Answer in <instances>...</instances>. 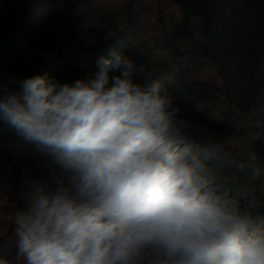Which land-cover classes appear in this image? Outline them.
I'll return each mask as SVG.
<instances>
[{"label": "clouds", "instance_id": "obj_1", "mask_svg": "<svg viewBox=\"0 0 264 264\" xmlns=\"http://www.w3.org/2000/svg\"><path fill=\"white\" fill-rule=\"evenodd\" d=\"M97 64L71 83L43 73L16 91L0 87V123L65 173L52 190L34 183L15 214L17 255L26 264H142L148 255L264 264V228L214 183L161 83L138 82L143 67L119 52Z\"/></svg>", "mask_w": 264, "mask_h": 264}, {"label": "trees", "instance_id": "obj_2", "mask_svg": "<svg viewBox=\"0 0 264 264\" xmlns=\"http://www.w3.org/2000/svg\"><path fill=\"white\" fill-rule=\"evenodd\" d=\"M130 2V10L133 7ZM183 13L203 18L209 32L203 42L204 55L218 64L225 82V95L242 114L258 113L260 125L264 131V1L263 0H172ZM135 4V3H134ZM74 6L71 10H75ZM112 22L115 20L112 18ZM239 36L241 62L235 64L230 59L219 61L212 50L228 34L229 23ZM75 28L71 16L64 5L53 0H0V87L13 91L19 89L21 79L36 74L49 73L60 83H71L85 76L94 75L100 58H111L113 51L126 55L144 72L137 71L138 82L159 81L162 91L171 96L173 107L178 109L177 119L201 128H210L214 132L228 136L237 134L234 121H216L199 107L186 100L182 92L171 85L160 72L152 73L148 59L140 52L131 49L124 34L110 36L104 28L88 30V37L95 45V53L90 60L91 72H84L73 64L51 60L43 47L47 41L73 38ZM20 34L25 36L28 46L20 42ZM30 48V51H28ZM234 50V49H232ZM235 51V50H234ZM216 56V57H215ZM242 94V97H240ZM253 97H252V96ZM257 125V124H256ZM260 125H257L258 127ZM185 134L201 150V159L210 169V175L221 190L240 200L242 208L250 209V204L258 200V213L252 218L257 227L264 228V192L255 191L252 195L245 185L254 184L264 188V139H257L249 151L238 148L239 154L233 161L218 154L231 152L229 148L212 144L206 140H195L186 130ZM254 131L257 128L254 127ZM0 157L11 170L8 184L15 195L8 201L0 199V244L9 252L17 253L18 238L15 235L14 217L17 211L24 210L33 193V184L38 182L46 190H52L56 182L65 178V173L55 156L26 143L15 133L0 123ZM264 190V189H263ZM22 192V193H21ZM8 261V258L7 260ZM26 264V263H23ZM142 264H168L148 255Z\"/></svg>", "mask_w": 264, "mask_h": 264}, {"label": "rangeland", "instance_id": "obj_3", "mask_svg": "<svg viewBox=\"0 0 264 264\" xmlns=\"http://www.w3.org/2000/svg\"><path fill=\"white\" fill-rule=\"evenodd\" d=\"M31 3L36 0H29ZM64 5L71 16L75 28L73 38H62L47 41L43 44L48 57L55 62H66L75 65L84 72H91L90 60L95 53V45L88 37V30L95 27L104 28L110 36L124 34L127 45L148 59L152 73L160 72L171 85L182 92L183 97L199 107L216 121H234L237 134L228 136L201 128L184 121L185 129L195 140H206L212 144L231 150L218 154L233 161L239 154L238 148L253 144L257 139H264L262 126L259 127L258 113L242 114L229 103L225 95V82L218 64L204 55L203 42L208 26L203 18L187 15L176 7L172 0H53ZM135 3V4H134ZM74 6L76 9L71 10ZM115 20V22H112ZM229 23L228 34L220 41L213 55L219 61L230 59L233 63L241 62L239 36ZM20 42L28 46L25 36L20 34ZM234 49V50H232ZM30 51V48H28ZM138 73H135V78ZM151 75L148 76L150 80ZM252 96V95H251ZM242 94H240V97ZM253 97V96H252ZM179 120V119H178ZM258 122V123H257ZM254 127L257 131H254ZM9 164L0 157V199L8 201L15 195L11 190L8 175ZM264 181V176H263ZM263 187L247 184L249 194L255 191L264 192ZM22 193V192H21ZM264 199V193L259 197ZM2 209L3 204H0ZM251 216L257 214L259 201L250 204ZM17 254V253H16ZM0 258L8 264L26 263L23 257L16 258L8 248L0 244Z\"/></svg>", "mask_w": 264, "mask_h": 264}, {"label": "built area", "instance_id": "obj_4", "mask_svg": "<svg viewBox=\"0 0 264 264\" xmlns=\"http://www.w3.org/2000/svg\"><path fill=\"white\" fill-rule=\"evenodd\" d=\"M252 148V145H248V146H243V150L244 151H249Z\"/></svg>", "mask_w": 264, "mask_h": 264}, {"label": "crops", "instance_id": "obj_5", "mask_svg": "<svg viewBox=\"0 0 264 264\" xmlns=\"http://www.w3.org/2000/svg\"><path fill=\"white\" fill-rule=\"evenodd\" d=\"M258 123V122H257ZM257 125H260V122H259V124H257Z\"/></svg>", "mask_w": 264, "mask_h": 264}]
</instances>
